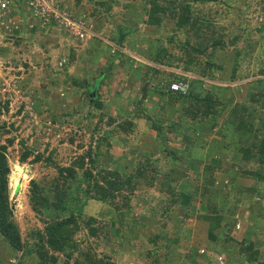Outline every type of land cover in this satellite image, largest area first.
I'll use <instances>...</instances> for the list:
<instances>
[{"label": "trees", "instance_id": "obj_1", "mask_svg": "<svg viewBox=\"0 0 264 264\" xmlns=\"http://www.w3.org/2000/svg\"><path fill=\"white\" fill-rule=\"evenodd\" d=\"M82 1L58 0L60 8L66 11L80 7ZM140 1L143 5L140 10L141 20L144 24L153 27L156 34V37L151 36V40H155V43L149 50L150 53L147 54L148 60L152 63L146 65V69L141 75L143 83H148L147 100L141 99L140 91L136 105L130 108L127 113L116 111L107 114L104 107L105 102L102 101L98 88L93 96L89 95L85 89L83 95L91 108L87 110L84 117L86 126L91 129L93 136L96 135V139L94 144L90 142L87 149L68 165L57 164L53 161L51 154L45 157L41 152L33 153L32 149L24 146L25 149L20 155L21 162L26 161L33 154L31 162L43 159L46 165L52 163L57 171V176L52 182H46L43 179L29 181L27 196L32 209L37 214L47 215L50 218L43 219L41 217L44 224L43 231L35 229L26 238L22 237L10 202V165L6 155L8 145H0V244L3 251L6 250L8 254L18 257H14V260L8 261L7 264H34L33 262L36 264H58L60 258L57 253H64L65 258L62 260V264H115L106 254L99 256L91 247L86 252L78 250V244L74 239L76 233L85 230L88 237L99 239V231L103 228L102 225L95 226L96 215L82 217L85 206L90 201H97L107 207L110 213L115 212L119 217L126 218L129 211L135 208L131 202L134 193L143 191L142 185H150L157 180L160 181V184L161 182L166 184V194L170 196L168 198L170 203L166 202V208L161 207L167 215L180 200L175 198L180 192L174 191V184L178 183L184 174L187 175L182 169L181 172H177L176 163L186 167L185 170L192 168L194 173L204 172L202 176L201 174H199L200 176L196 175L197 179L200 177L202 180V190L198 197H205L207 200L206 211L216 217L235 213L236 202L241 200L243 191L251 192L253 195L258 194L264 198V189L258 191L257 187H245L244 182L240 180L237 182L238 179H236L240 175L244 180L252 179L264 184V88L258 91L254 90L255 85L262 79L251 80L249 87L244 84V86H240L241 88H235V93L248 88L246 92L244 90V99L246 100H236L233 95L228 96L226 91L231 87L227 83L235 81L236 75L241 71V60L234 61L230 76L217 78L215 71H217L216 73L225 71L223 63L216 64L211 60L200 63L194 56V53L197 55L203 53L209 44H205L203 40L210 41L209 45L212 48L219 45L221 40L215 36L216 31L212 29V25L215 24H212L211 21L224 19L231 23L237 4L241 3L245 6V0L244 2L242 0ZM85 2L92 7L90 12L84 8L87 17L94 18L103 15V13L107 17V11L111 10L113 3H117L115 0H86ZM258 3L261 5L259 7L264 10V0H258ZM237 12L236 15L241 16L239 28L243 31V36L247 33L262 35L264 32L262 20H255V22L249 20L243 26L247 14L243 11ZM28 16L29 12L27 11L21 13V18L24 20ZM80 17L79 14L75 16L77 19ZM106 19L111 21L110 18ZM169 20L172 21L171 28L174 32H183L185 39H176L177 36L169 34L167 26ZM121 21L115 28L116 30L111 31L108 36L120 48L124 45L127 35L134 31L133 27L127 28ZM52 23L50 24L52 25ZM255 24L257 25L255 26ZM201 25L208 31L211 30L210 34L204 33ZM24 28L29 31L33 30L28 27L27 23L24 24ZM191 31L194 34L189 35ZM66 34L73 38L68 32ZM19 35V38L14 41L21 40V35ZM194 35L198 40L190 39ZM223 36L224 33H222V38ZM230 41L233 42L234 38ZM165 42L166 44L170 43L171 46H166ZM186 46L189 47L187 50L184 49ZM66 48L71 56L70 58L63 56L64 62L60 65V60L57 64L59 66L69 65L74 58L73 53L76 51V46L70 44ZM120 48L116 49L112 55L118 60L122 55ZM160 66H166V70ZM255 66L254 74H264V57L259 56ZM168 68H181L193 76H183ZM101 74L103 75L104 71ZM175 81L187 83V90L185 92L171 90L170 84ZM71 82L82 87L84 83V81L76 79H71ZM153 94L156 97L155 101L160 106L157 117L153 116V111H151L153 115L146 113L150 110L144 108L146 101H153ZM254 104H256V108L261 107L263 113H257ZM5 107L7 108V105ZM95 115L99 116L93 123L92 118ZM142 119L148 122L144 126H148V129L145 130L146 133L149 132L151 138H148L149 142H146V148L140 149V158L133 159L129 163L131 172L122 171L121 173L119 170H123L122 167H128L123 163L125 150L128 153L131 150L138 151L137 146H128V141L131 135L136 134L137 126ZM104 120L106 121L103 123ZM106 128L108 130H105ZM120 136L123 139L119 138ZM213 136L217 140L211 142L212 148L209 145L207 149V139ZM114 137H118V144L125 147L116 157H113L116 162L115 167L108 168L99 159L104 152H111V141L114 140ZM196 139L201 142L197 143ZM8 143H12V140H8ZM175 143H180L182 148L177 147ZM205 149L209 153L211 151L221 152L226 149L230 155L229 159L231 160L233 157L236 160L230 162V166H233L235 170L231 186L236 189L238 197L231 205L227 204V199H223L222 204L212 200L214 194L211 188L215 183V170L223 167V159L211 156L210 165L202 168L201 163L192 162V164L189 161L191 155L197 156L199 151H205ZM163 155L166 157V171L159 174L158 164L164 158ZM196 194L197 189L193 195ZM186 196L189 195L186 194ZM249 206L243 217L241 214L247 229L245 234L242 233V228L237 230V235L232 233L233 229L229 225L226 226V233L219 245L226 256L225 264H264V203L260 206L251 201ZM153 209L155 207H150L149 211L152 212ZM259 213L263 224L256 227L255 222L259 221L256 215ZM151 215L157 217L156 214L152 213ZM147 216L141 214L143 219H147ZM157 237V235H150L147 239L151 244L145 250L148 262L150 264H179L178 253L169 244H166V250L160 251V240ZM65 249H69V251L67 252ZM74 251H77L80 257H82L80 254H84V257L80 259L79 256H74ZM195 251V248L190 251L192 254L189 264H196V260L192 261L193 258H196ZM198 261L202 264H220L213 257H203L202 259L199 257ZM0 264H3L1 260Z\"/></svg>", "mask_w": 264, "mask_h": 264}, {"label": "rangeland", "instance_id": "obj_2", "mask_svg": "<svg viewBox=\"0 0 264 264\" xmlns=\"http://www.w3.org/2000/svg\"><path fill=\"white\" fill-rule=\"evenodd\" d=\"M115 2L117 3L112 4L111 10H109V12L107 11V17H105L104 13L96 18L92 16L87 17L88 15L84 8H87V12H90L92 7L86 3L85 0L81 2L80 7H76V11L72 10L69 12L74 16L77 15V12L79 15L82 12V17H84L88 25L95 24V28L96 26L104 27V30L99 33L101 34V38L96 37V39L105 47L110 45L111 40L108 38L111 34L110 32L116 30L115 28H117L121 20H123L121 22L125 27L127 26V28H131V26L135 25L133 33L127 35L126 43L130 40H133L134 43H138L139 39L144 38L142 39L143 42L136 49H132L131 45H123L120 48L122 52L120 58L122 57V59L119 58L118 60L116 57L118 64L115 66L116 68L112 70L113 75H111L112 77L109 80H111V82L114 81L113 83L115 86L113 87H116L114 91L120 93L118 89L120 86L118 88L117 86L119 82L123 80L122 73H124V69H131L135 64H138L139 71H141L139 73L143 75L146 65L152 63L148 60L147 54L150 53L149 50L153 48L155 43V40H151V36L156 37V34L154 33L153 27L144 24L141 20L142 13L140 10L143 5L140 0H115ZM242 2H244V0H242ZM128 3L130 4L127 6ZM124 4H126V6H124ZM245 4V6L241 3L237 4V9L233 14L231 23H229V20L227 21L224 19L211 21L212 24H215L212 25V29L216 31L215 36H218L217 38L221 40L219 45H215L214 48H212L209 45L211 44L210 41L203 40L205 44L209 43V46L207 45L205 51L200 55L194 53V56H196L200 63L205 60H211L216 64H224V73H216L217 71H215V76H217V78L220 76H230L231 68L235 63L234 61L236 60L238 62L241 60V71L236 75L235 81L227 83L231 87H229L230 89H228L226 93L228 96L233 95L236 100L242 99L243 101L246 100L244 99V93L248 88L244 89L245 92L242 89L243 91L239 93L234 92L235 88L242 87L244 84H247L249 87L253 79H262L260 83L255 85V91L264 88V74L253 73L255 72L254 69H256V59L259 56L264 57V32H262L261 36H259V33L253 35L247 33L243 36V31L239 28V19L241 16L236 15L238 13L237 11H243L247 14L245 17L246 21H244L243 24L244 26L249 20L253 22H255V20H262L264 22V10L259 7L261 5H259L258 0H245ZM20 8L19 5L13 7V14H20ZM106 18H110L111 21H108ZM14 20H16V18ZM171 24L172 21L169 20L167 23L169 34L177 36L176 39H185V34L179 31L174 32L173 28H171ZM106 25L107 27H105ZM256 25L257 24H255V26ZM218 26L222 28L220 29ZM201 27L204 33L210 34L211 30L208 31V29H205L206 27L202 25ZM24 29L18 31L11 26L5 27L0 21V145H8L6 155L10 165V202L14 209V217L20 226L22 237L26 238L27 235L30 236L35 229L43 231L44 224L41 221V217L43 219L50 218L47 215H39L32 209L27 196L29 181L31 179H43L46 182H52L57 176V171L52 163L46 165L43 159L31 162L33 154L24 162L20 161V155L25 149L24 146H26L32 149L33 153L41 152L45 157L51 154L55 163L65 166L82 154L87 149L90 142L94 144L96 135H92L91 129L86 126L87 123L84 117L87 110L91 108L83 95L82 91L84 89L81 85L74 83L73 85L75 86L72 87V85H70L72 82H68L67 78L70 74V70H73L71 71L73 72L71 75L73 77L74 75L79 76L78 74L87 68L88 64H90L89 60L95 59L97 54L90 46L91 44L94 47L97 46L95 41L93 42L94 45L93 43H89V39L79 41L77 38H71L65 33V29L53 28L50 23L45 25L38 24L34 33ZM222 33H224L223 38ZM19 34L21 35V40L14 41L19 38ZM192 34H194L193 31H191L189 35ZM236 36H238V38H236ZM53 38L60 39L61 41L59 43H54L52 42ZM232 38H234L233 42L230 41ZM68 39H72L73 43L72 40L69 42ZM76 39L78 41H76ZM190 39L198 40L196 35L191 36ZM85 41L87 42L86 44ZM70 44L76 46V51L73 53L74 58L71 60V63L66 65L67 67H64V65H57L58 62L62 60L63 56L70 58V52H68V48H66ZM80 44L83 46H80ZM100 44H98V46H100ZM166 46L170 47L171 45L167 43ZM187 48L189 47H184L185 50H187ZM106 51L107 50H105V54L104 51L101 55L99 53V55L103 57L102 62H104V64H106L109 55H114L112 51H109V55H106ZM140 57L145 58V60ZM108 60L112 59L109 58ZM72 66L74 69H72ZM92 66L93 64L90 65V68ZM118 67L123 68L121 74L118 72ZM160 68L166 70V66H160ZM168 69L183 76H193L188 72H184L181 68ZM87 71L89 70L87 69L86 72ZM119 78L121 79L119 80ZM71 79L73 78H70V80ZM130 85L131 84H123L121 90H124L125 87ZM85 89H87L89 95L93 96L95 94L89 86H86ZM105 89L106 91L102 99L107 104L105 108L107 114L110 113V105L114 106V104L117 109L123 105V108H119V111L123 110V112L127 113L130 108L128 104H131L129 102L131 91H125L124 94L117 95V101H115L114 96L111 97L110 95V92H112L111 88L106 86ZM140 97L142 99V95ZM155 100L156 97L153 101H146L148 104L145 102L144 108L150 110L146 111V113H151L153 115L154 112L153 116L157 117L160 106ZM5 105H7V108ZM254 106L256 108V104H254ZM255 110L259 114L263 113V110L259 106ZM98 116L99 115H95L94 118H92L93 123L96 122ZM106 120H104L103 123ZM139 122L136 134L130 136L128 146L132 145L137 140H147L151 138L149 132L146 133L145 130L148 129V126H144L148 124V122L144 119ZM220 124L221 122L219 125ZM105 130L108 129L106 128ZM117 138L118 137H114V140L111 141V152H104L100 157L101 162L105 163V166L108 168L115 167L116 165L115 158L111 159L112 154L116 157L125 147L118 144ZM119 138L123 139L121 136ZM8 140H12V143H8ZM216 140L215 136L208 137L206 145L209 146L211 142H215ZM196 142L199 143L201 140L196 139ZM209 147L212 148V145ZM126 153L127 151L125 150L124 155H126V159L124 158L123 163L124 165L127 164L128 167H121L123 169L122 171L130 173L131 167L129 163L132 158ZM227 157V154L223 157V167L215 170L216 183H214L213 191L217 195L218 193L221 194L220 192L222 189L227 191V186L232 184L231 181L234 178L232 175L235 170L233 166H230V162H235L236 160L232 157L231 160L228 161L229 157ZM119 164H121L120 161ZM159 166L161 170H164V168L166 169V158H162L159 162ZM205 166L203 165V167ZM188 170H186V172ZM203 173H201V175H203ZM195 175H199V173L197 172ZM186 177H188L187 180L190 181H196L197 179V176L194 177L193 174H187ZM15 178L17 179L16 181L14 180ZM236 179H238L237 182H239V180L244 182L245 187H257L258 191L264 189L263 183H259L252 179L244 180L240 175ZM158 184L160 185V181ZM138 192L139 191L134 193L131 199L135 208L129 211L126 218L119 217L115 212L110 213L107 207H101L102 204L100 202L90 201L85 206L82 217L96 215L97 221L95 226L100 227V225H102L103 228L99 231V239L88 237L85 230L76 233L74 239L78 244V250L86 252L87 249L91 247L99 256H104V254H106L115 264H148L149 259L145 256V250L147 246L150 245L146 239L149 229H147L148 224L142 220L141 214L152 217L149 207H156L157 204H147V201L143 197V194L145 195L146 193ZM256 197H259L260 202L262 201L264 203V198H262L261 195L257 194ZM157 213L158 210L155 209L154 215H157ZM256 218L259 220L255 222L257 225L256 227H259L263 224L260 213L256 215ZM141 249L142 251L140 252ZM65 250H67V252L69 251V249ZM73 254L74 256H79L77 251H74ZM57 255L60 258L58 264H62V260L65 258L64 253H57ZM80 255H82V257L79 256L80 259L84 257V254ZM16 256L17 255L13 256L8 254L6 250L3 251L0 244V260L3 264H7L8 261L14 260V257L18 258ZM218 259H220V264H225V255ZM178 260L179 264H181L182 258L178 257ZM33 263L36 264V262Z\"/></svg>", "mask_w": 264, "mask_h": 264}, {"label": "crops", "instance_id": "obj_3", "mask_svg": "<svg viewBox=\"0 0 264 264\" xmlns=\"http://www.w3.org/2000/svg\"><path fill=\"white\" fill-rule=\"evenodd\" d=\"M73 10L76 11V7ZM77 14H78V12H77ZM80 16L82 17V14H80ZM263 19H264V16H263ZM107 25L105 27H107ZM37 27L38 26L34 27L31 32L34 33L35 32L34 30H36ZM131 27L135 28V25H133ZM103 30H104V27L96 26V28H95V24H94L91 28V33L88 36H85L84 38L78 39L79 41H82L83 39L84 40L89 39V41H88L89 43H93L95 41L97 47L92 46V44L90 47H92V50H94V52L97 54H96L95 59L93 58L94 61H93V59L89 60L90 64H88L87 68L84 67L85 69L80 74H78L79 76L74 75L72 77L71 75L73 74V72H71V71H73V70H70L69 71L70 74L68 75L67 80H68V82H71L70 78H73V79H76L77 81H84V83H83V89L84 90L83 91L81 90L82 92L85 91L86 86H89L92 91H95L98 88V91H99L98 93L101 94V98H103V96L105 94V91H106L105 87L109 86L111 88V91H112V92H110L111 93L110 95H111V97L114 96L115 101H117V95H120L122 93L124 94L125 91H131L130 92L131 97H129V102L131 104H128V105H130V108H133V106L136 104V99L139 97V92L141 91L143 85L145 84L142 81L141 73H139L141 71H139V68L137 66L138 64H135L133 66V68H131V69H127V70L124 69V73H122L123 68L118 67V72L120 74L121 73L123 74V80H121L119 82V85L117 86V88L120 86L118 88L120 90V93L114 91L116 89V87L115 88L113 87V86H115V84L113 83L114 81L111 82V80H109V79L112 77L111 76V75H113L112 70L116 68L115 66L118 64V62L116 61V57H112V55H109V51L111 52V49L113 48L112 45H116V43H114L113 41H110V45L108 47H105L103 44H100V41H98L96 39V37L101 38V34H99V33L102 32ZM131 33H133V32H130V34ZM78 40L76 39V41H78ZM60 41H61L60 39H56V38L52 39V42H54V43H56V42L59 43ZM68 41L70 42L71 39H68ZM126 41H127V39L125 40L124 45L125 46L131 45L132 49L138 48V46H140V44L143 42L142 39H139L138 43H134L133 40H130L128 43H126ZM86 43L87 42L85 41V44ZM98 44H100V46H98ZM93 45H94V43H93ZM80 46H83V45L80 44ZM105 50H107L106 55L107 54L109 55L107 58L106 64H104V62H102L103 57L100 56L101 54H103L102 53L103 51L105 54ZM99 53H100V55H99ZM109 58L112 60H108ZM140 58L145 60V58H143V57H140ZM120 59H122V57ZM91 64H93V66L90 68ZM139 65H141V64H139ZM72 69H74L73 66H72ZM87 69L89 71L86 72ZM103 71H104V74L102 75L101 72H103ZM120 79L121 78H119V80ZM123 84L124 85L125 84H131L130 85L131 87L127 86V87H125L124 90H121L123 88ZM70 85H72V87L75 86V85H73V83H70ZM152 96H153L152 100H154L155 94H153ZM109 100H107V101H109ZM143 100H147V97H146V99H143ZM102 101H103V99H102ZM110 101H113V100H110ZM146 103L148 104V102H146ZM104 104H105L104 107L106 108L107 104L106 103H104ZM122 106L118 107V109H117L115 107V104H114V106L110 105V109H109L110 113L109 114H112L116 111H119V108L121 109ZM147 141L149 142V139H147V140L140 139L139 141L137 140L132 144L133 147H136V146L138 147V151L137 150H133V151L131 150V151H129L130 153H128V152L126 153V154L131 156V158H132L131 160H133V159L138 160L140 158V149L146 148L145 144ZM207 141H208V139H207ZM175 145H177V147H180V149L182 148L180 143H175ZM207 149H208V145H207ZM207 149H205L204 152L199 151V154H197V156L194 154L191 155V157L189 156L190 157L189 161L191 163L192 162L193 163H199L200 162L202 164V166H201V168H202L203 165L204 166L210 165L209 160H211L210 159L211 156H213V157L218 156V158L223 159V157H225L227 154L228 157H230V155L228 154V151L226 149H224L221 152H216V153L214 151H211L209 153L207 151ZM113 157L114 156H112V159H113ZM125 157H126V155H125ZM163 157L166 158L164 155H163ZM99 161L101 162L100 159H99ZM228 161H230L229 158H228ZM175 166H176L177 172L178 171L181 172V169H182L185 171L184 173L193 174V176L196 177L193 169L192 170L189 169L186 172V170H185L186 167H183L181 164L176 163ZM119 171L122 173V170H119ZM157 171L160 174V173H164L166 171V169L164 168V170L163 169L161 170V168L158 164V170ZM199 174H201L200 171H199ZM165 175H166V173H165ZM198 178L199 179H196V181H198V182H196L194 180L190 181V180H187L188 177H186L184 174V177L180 178L178 183L174 184L175 185L174 191L180 192L179 193L180 195L178 194L175 198H176V200H178V199H180V200L178 201V203H176V205H174V208L167 215L163 211V209L166 208V202L170 203L169 199H168L170 196H169V194H166V184L164 185L161 182V184L159 185L158 184L159 181L156 180L153 182V184L141 186L142 190H143L141 192L146 193L145 195L143 194V197L147 201V204L150 205L152 203H155V205L157 204L158 206H156V207L153 206V207H155V209H157V210L159 209V211L157 213V217L147 216V219L142 218V220L144 222H146V224H148V226H149L147 228V229H149V233L146 235V239H148L150 235H154V236L157 235L158 240H160L159 241V244H160L159 246L161 247L160 251L166 250V244H169V246L171 248L175 249V251L178 253V256L182 258L181 264L191 263L190 255L192 253L190 251L192 248L196 249L195 257L197 259L193 258V256H192V258H193L192 261L196 260V264H202L200 261H198L199 257H213L219 261L218 257H222L224 255V253H223V251L219 245H220V242L222 240V237L226 233V229H227L226 226L229 225L233 229L232 233H235L237 235H238L237 230L242 228V233L245 234L247 229L245 228V225H244L245 221L242 220L241 214L243 217L245 212H247L248 208L250 207L249 205H250L251 201L257 203V205H260V206L263 203L262 201L260 202L259 197H256V195L251 194V192L243 191V193L241 194V200L239 202H236L237 210H235V213H233L231 215L229 213L228 214H222V215H219L218 217H216L214 214H210L206 211V201L207 200H205V197L204 198H201L200 196L198 197V195L200 194V192L202 190V187H201L202 186V180L200 177H198ZM215 185H217V184H215ZM196 189H197V194L194 196L193 193L195 192ZM211 190L213 191V187L211 188ZM227 191L222 189L220 192L221 194L218 193V195L215 194V192L213 191L214 195H213L212 200L217 202V203L222 204L223 199H227L228 205L233 204L235 198L238 197V193H237L236 189H234V187H232L231 185L227 186ZM182 193H184L185 195ZM229 193H230V195H229ZM186 194H188L189 196L187 197ZM231 194H232V196H231ZM101 207L104 208L105 206L102 205ZM161 207H163V209H161ZM155 209H153V211L150 214H152V213L154 214ZM237 223L240 224L239 228H236ZM233 226H234V228H233ZM201 249L204 250L203 253H200ZM165 253H166V251H165ZM183 256H186V257L184 258Z\"/></svg>", "mask_w": 264, "mask_h": 264}, {"label": "built area", "instance_id": "obj_4", "mask_svg": "<svg viewBox=\"0 0 264 264\" xmlns=\"http://www.w3.org/2000/svg\"><path fill=\"white\" fill-rule=\"evenodd\" d=\"M18 5H23V9L29 12V17L25 20L21 18V13L13 14V7ZM15 18L16 20H14ZM0 21L5 27L11 26L18 31H22L25 23L29 28H34L38 24L45 25L53 22L54 28L65 29L66 33L68 32L77 39L88 36L93 26L88 25L85 19H77L71 12L61 9L58 0H0ZM112 47V53L120 48L118 45H112ZM63 62L64 59L59 64L62 65ZM187 86V83L183 81H175L170 84L171 90L182 92L187 90ZM239 227L240 224L237 223L236 228ZM203 252L204 250L201 249L200 253Z\"/></svg>", "mask_w": 264, "mask_h": 264}, {"label": "water", "instance_id": "obj_5", "mask_svg": "<svg viewBox=\"0 0 264 264\" xmlns=\"http://www.w3.org/2000/svg\"><path fill=\"white\" fill-rule=\"evenodd\" d=\"M147 85H148V83L145 82V84L143 85V87L141 89L142 99H146V96H147ZM92 92H95V91H92Z\"/></svg>", "mask_w": 264, "mask_h": 264}, {"label": "clouds", "instance_id": "obj_6", "mask_svg": "<svg viewBox=\"0 0 264 264\" xmlns=\"http://www.w3.org/2000/svg\"><path fill=\"white\" fill-rule=\"evenodd\" d=\"M21 8H20V10H19V12L21 13L22 12V10H23V12L22 13H26V11L23 9V5H19ZM29 17V16H28ZM80 18H82V19H84V17H80ZM38 26V25H37ZM24 27V26H23Z\"/></svg>", "mask_w": 264, "mask_h": 264}, {"label": "bare ground", "instance_id": "obj_7", "mask_svg": "<svg viewBox=\"0 0 264 264\" xmlns=\"http://www.w3.org/2000/svg\"><path fill=\"white\" fill-rule=\"evenodd\" d=\"M15 174V173H14ZM14 174H13V176H14ZM16 175V174H15ZM15 181L17 180L16 178L14 179Z\"/></svg>", "mask_w": 264, "mask_h": 264}]
</instances>
